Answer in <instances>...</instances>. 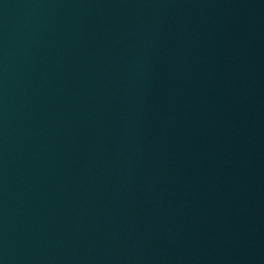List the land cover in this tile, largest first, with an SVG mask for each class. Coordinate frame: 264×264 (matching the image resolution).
Returning <instances> with one entry per match:
<instances>
[{
    "label": "water",
    "instance_id": "obj_1",
    "mask_svg": "<svg viewBox=\"0 0 264 264\" xmlns=\"http://www.w3.org/2000/svg\"><path fill=\"white\" fill-rule=\"evenodd\" d=\"M0 264H264V0H0Z\"/></svg>",
    "mask_w": 264,
    "mask_h": 264
}]
</instances>
